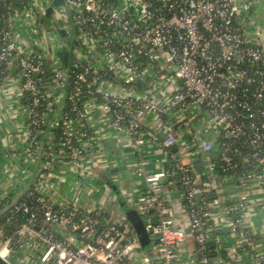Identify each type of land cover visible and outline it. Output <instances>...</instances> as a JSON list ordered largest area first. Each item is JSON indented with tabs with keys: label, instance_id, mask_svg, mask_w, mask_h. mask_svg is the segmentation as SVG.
<instances>
[{
	"label": "built area",
	"instance_id": "2783aa9c",
	"mask_svg": "<svg viewBox=\"0 0 264 264\" xmlns=\"http://www.w3.org/2000/svg\"><path fill=\"white\" fill-rule=\"evenodd\" d=\"M253 7L0 0V92L21 119L9 191L30 185L0 225V256L264 264V47L259 27L247 35ZM108 137L129 146L123 162L147 248L106 207L124 179Z\"/></svg>",
	"mask_w": 264,
	"mask_h": 264
},
{
	"label": "crops",
	"instance_id": "0c3cea01",
	"mask_svg": "<svg viewBox=\"0 0 264 264\" xmlns=\"http://www.w3.org/2000/svg\"><path fill=\"white\" fill-rule=\"evenodd\" d=\"M237 1H252L254 3L252 18L253 28L248 31V36L253 37L252 29L259 27L262 31V36L259 37V44L264 47V0H237ZM14 99L2 96L0 92V201L4 197L12 195L11 189L12 183L9 177L12 170V163L9 160L11 154L12 144H17L14 139L18 134V127L20 125V117L14 116ZM105 149L109 157H113L117 160L120 167L119 170L123 172L124 179H120L115 183L114 190L110 193L106 202V207L110 214L118 219H122L120 216V205L123 202L126 206L133 208L134 196L138 193L135 188L134 182L129 180L126 176L127 168L125 166L124 158L128 156L129 146L123 144L118 145L112 140L111 137L105 141ZM129 177V176H128ZM114 184V185H115ZM257 225L264 229L263 216L259 215L256 221ZM228 246V245H227Z\"/></svg>",
	"mask_w": 264,
	"mask_h": 264
},
{
	"label": "water",
	"instance_id": "95a60500",
	"mask_svg": "<svg viewBox=\"0 0 264 264\" xmlns=\"http://www.w3.org/2000/svg\"><path fill=\"white\" fill-rule=\"evenodd\" d=\"M50 12L51 11H49L48 14ZM63 35H64V33H63ZM17 201L18 200H16L14 202V204ZM120 210H122L121 213H120L121 218L123 220H126L128 223H130L132 225V227L134 228L141 247L142 248L149 247V245H150L149 236H148V234L146 232L144 223H143L142 219L140 218V216L137 214V212L135 210L131 209L130 207L126 206L123 202H121ZM12 256L13 255H11L10 257H7V258H4V257L0 256V264H11L9 262V259Z\"/></svg>",
	"mask_w": 264,
	"mask_h": 264
},
{
	"label": "trees",
	"instance_id": "16d2710c",
	"mask_svg": "<svg viewBox=\"0 0 264 264\" xmlns=\"http://www.w3.org/2000/svg\"><path fill=\"white\" fill-rule=\"evenodd\" d=\"M17 1V0H16ZM48 18L44 19V22H48ZM65 58V56H64ZM117 186V185H116ZM30 187V185L26 186L23 191L20 193V195L18 197H14V195H10L7 200V198L5 200H3L2 202L0 201V225L5 223V216H6V212H8L9 209H11L15 204H17L19 201H21V199L23 198V196L25 195V193L27 192L28 188ZM18 200L15 204L14 202ZM9 201V202H8ZM14 204V205H13ZM122 211V210H120ZM13 229L10 228L8 229V234H12Z\"/></svg>",
	"mask_w": 264,
	"mask_h": 264
},
{
	"label": "rangeland",
	"instance_id": "374dc122",
	"mask_svg": "<svg viewBox=\"0 0 264 264\" xmlns=\"http://www.w3.org/2000/svg\"><path fill=\"white\" fill-rule=\"evenodd\" d=\"M48 28V25L47 26H44V27H42V31H45V29H47ZM114 183H117V182H114ZM103 183L101 182V184H100V186L98 187V190L97 191H101L102 189V187H101V185H102Z\"/></svg>",
	"mask_w": 264,
	"mask_h": 264
}]
</instances>
